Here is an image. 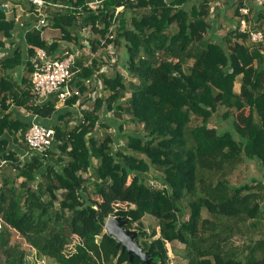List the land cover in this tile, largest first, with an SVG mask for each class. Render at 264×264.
Segmentation results:
<instances>
[{
    "label": "trees",
    "instance_id": "16d2710c",
    "mask_svg": "<svg viewBox=\"0 0 264 264\" xmlns=\"http://www.w3.org/2000/svg\"><path fill=\"white\" fill-rule=\"evenodd\" d=\"M48 1L68 7L45 6V26L98 52L76 54L80 94L65 101V113L56 94L40 99L31 83L36 48L71 52L57 55L59 43L41 37L45 26L26 33L28 77L9 72L19 52L1 61L0 103L43 125L55 118V140L46 154L32 152L24 139L31 123L0 107V245L17 234L55 264H170L167 243L174 264H264V41L241 30L246 19L264 33V0L256 14L248 0ZM217 1L230 4L226 27L214 28ZM246 5L250 15L240 11ZM3 14L0 48L14 27ZM107 46L121 66L109 74ZM251 161L260 173L240 180ZM112 214L129 219L128 229L137 223L147 260L117 247L105 227ZM147 216L158 231L145 229ZM26 253L9 247L0 264H32Z\"/></svg>",
    "mask_w": 264,
    "mask_h": 264
},
{
    "label": "built area",
    "instance_id": "2783aa9c",
    "mask_svg": "<svg viewBox=\"0 0 264 264\" xmlns=\"http://www.w3.org/2000/svg\"><path fill=\"white\" fill-rule=\"evenodd\" d=\"M35 5L41 18L34 24L35 28L45 26L46 14L44 7L47 5H57L68 7V5L56 4L48 0H28ZM100 0H87L89 7L95 8ZM119 7L118 9H120ZM241 13L250 15L249 6L240 8ZM241 30H248L250 38L254 42L264 41V33L249 28L246 19L241 20ZM75 52H65L63 57L56 55L49 56L43 48H36L32 59L33 71L31 73V83L35 95L40 99H46L52 94H56L59 104L74 95H79L77 87L76 71L72 69L75 63ZM55 130L51 126H46L38 122H32L25 133L24 139L32 152L43 155L54 144ZM27 155V153H25Z\"/></svg>",
    "mask_w": 264,
    "mask_h": 264
},
{
    "label": "crops",
    "instance_id": "0c3cea01",
    "mask_svg": "<svg viewBox=\"0 0 264 264\" xmlns=\"http://www.w3.org/2000/svg\"><path fill=\"white\" fill-rule=\"evenodd\" d=\"M262 0H248V3L250 7L252 8V14L258 13L259 6L261 5ZM0 5H4L7 7V10L4 11L5 14H3V17L6 21H9L11 19H14V27L10 31L11 35L9 37H3L4 40V46L0 48V63L3 59L7 57H13L16 53H20L21 55V63L17 64L15 67H13L9 72L10 74L18 79H23V77L26 75L28 77V72L26 69V62L29 59L28 51H27V40H26V33L28 30L34 26V24L37 22V20H34L33 13L30 10V3L26 2L24 0H0ZM219 7L215 9V15L216 19H214V28L218 26L219 22H228L227 13L230 12V4H223L220 1H217L216 4ZM219 14V15H217ZM38 19L41 18V15H37ZM2 18V17H0ZM47 22V21H46ZM224 23V24H225ZM3 25H0V27ZM86 32V31H85ZM3 27L0 29V34H3ZM83 33V32H82ZM81 33V34H82ZM86 34V33H84ZM1 36V35H0ZM86 36V35H85ZM41 37L43 39L48 40L50 43L53 41H57L59 43L58 49L56 51L57 55H60L63 53L64 49H70L71 52H75L76 54L82 53L83 50H85L86 54H90L95 56L97 53H92L90 51V44L84 37H78L77 43L73 40L69 41L66 39L61 38L62 32L60 28L53 27L51 24L48 26H45L41 29ZM88 43V44H87ZM88 45V50L86 52V49L83 48V45ZM10 107L8 110H11L19 120L25 123H32V122H38L40 123L38 117L34 114H31L23 107H15L12 105V103H9ZM60 110V113H65V111L69 110V107L65 106V104H59L58 105ZM73 112L75 113V109L79 110V107L77 105L72 106L71 108ZM7 110V109H6ZM55 122V118L51 120H46L43 123L46 126H51ZM16 136H18V133H16ZM4 137L7 138L11 144L10 146L17 148L19 150V153L21 156H24L26 151H23L22 148H19L17 144L13 143V135L12 133L5 132Z\"/></svg>",
    "mask_w": 264,
    "mask_h": 264
},
{
    "label": "rangeland",
    "instance_id": "374dc122",
    "mask_svg": "<svg viewBox=\"0 0 264 264\" xmlns=\"http://www.w3.org/2000/svg\"><path fill=\"white\" fill-rule=\"evenodd\" d=\"M232 13V11L230 10L229 14L227 13V16H230ZM225 23V22H223ZM227 26V24L225 23V27ZM224 27V28H225ZM221 33H224V31H222ZM103 45H106V42H103ZM108 47V46H107ZM93 49V48H92ZM88 49H86V52H87ZM108 51V55H106V57L104 58V66H103V70H105L108 74L109 73H112L113 71V66H117L119 69H121V66L118 65L117 63V55H119L120 53L119 52H115L114 49L109 46L107 49ZM92 53H97L98 52V48L96 49H93L91 50ZM113 54L114 58L111 59V57L109 55ZM235 87L236 89L239 88V82H236L235 83ZM110 122H114V121H110ZM136 125L133 124V123H129L126 125V127L128 129H134ZM115 125H113V127L111 128V132H115L114 130H116L115 128ZM120 137L118 136L117 139H116V143L115 145L116 146H119L120 144V140L119 139ZM119 142V143H118ZM17 144V143H15ZM116 146H114V149H116ZM21 159H25L26 157L24 156H21L20 157ZM243 170L241 171V179L240 180H244L245 178L249 177V176H253V175H257L260 173L259 169L256 167L255 163L253 161L251 162H247V164L243 165ZM84 177H86V174H83ZM15 181L19 184L20 182V179L19 178H16ZM137 223H134L131 227V229H134V230H137L136 228H134V226H136ZM144 224H145V229L149 232L151 231L152 228H155L157 231L159 230V227H158V222H157V219L154 218V217H150V216H147L145 219H144ZM158 235V233H157ZM136 240V239H135ZM138 242L141 241V239L137 240ZM21 242L23 244H21ZM77 243V237H74L72 243L67 247L68 250H73L74 248V244ZM20 245H23L25 251L27 252L26 254L29 256V261L34 264L33 262L35 261L37 264H55L53 263L52 261H50L49 259H47L45 256H40L38 255L37 253V250L33 247H30V245L24 241L20 236H18L17 234L15 235H10L8 237V242L7 244H1L0 245V259H2L4 256V250L11 247L13 251H18V249L20 248ZM168 249H169V255H170V258H171V261H170V264H174L176 262V259H175V255L173 254L172 252V249H171V246L170 244H166ZM179 248L183 247V245L181 243H178L177 244ZM96 258V259H95ZM93 259L97 260V256L94 254L93 256ZM193 259V258H192ZM182 260V259H181ZM183 261V260H182ZM192 261V260H191ZM183 263V262H182ZM194 264V261L192 262Z\"/></svg>",
    "mask_w": 264,
    "mask_h": 264
},
{
    "label": "water",
    "instance_id": "95a60500",
    "mask_svg": "<svg viewBox=\"0 0 264 264\" xmlns=\"http://www.w3.org/2000/svg\"><path fill=\"white\" fill-rule=\"evenodd\" d=\"M0 10H7V7L0 5ZM0 107L8 109L10 104L0 103ZM129 219H121V217L112 214L106 221L107 232L114 236L117 240V247L122 245L123 249H126L130 255V258L135 254L141 257L143 260H147V253L143 251L139 242L135 240L137 231L131 230L125 227Z\"/></svg>",
    "mask_w": 264,
    "mask_h": 264
},
{
    "label": "clouds",
    "instance_id": "9594fccd",
    "mask_svg": "<svg viewBox=\"0 0 264 264\" xmlns=\"http://www.w3.org/2000/svg\"><path fill=\"white\" fill-rule=\"evenodd\" d=\"M38 13H39V11H38ZM79 111V110H78Z\"/></svg>",
    "mask_w": 264,
    "mask_h": 264
}]
</instances>
